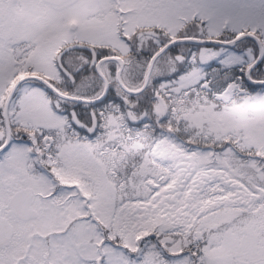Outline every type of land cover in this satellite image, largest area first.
<instances>
[{"label":"snow or ice","instance_id":"obj_1","mask_svg":"<svg viewBox=\"0 0 264 264\" xmlns=\"http://www.w3.org/2000/svg\"><path fill=\"white\" fill-rule=\"evenodd\" d=\"M0 264H264V0H0Z\"/></svg>","mask_w":264,"mask_h":264}]
</instances>
